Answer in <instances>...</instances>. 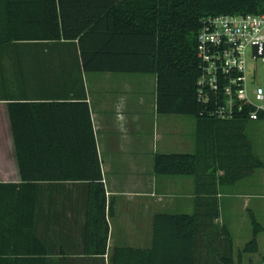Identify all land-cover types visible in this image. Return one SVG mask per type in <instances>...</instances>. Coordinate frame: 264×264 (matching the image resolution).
I'll list each match as a JSON object with an SVG mask.
<instances>
[{"label": "trees", "instance_id": "16d2710c", "mask_svg": "<svg viewBox=\"0 0 264 264\" xmlns=\"http://www.w3.org/2000/svg\"><path fill=\"white\" fill-rule=\"evenodd\" d=\"M246 13H264V0H0V49L74 48L84 72L155 74L157 112L190 115L196 126L192 153L154 155L156 175L193 177L195 210L155 214L149 248L117 246L106 261V196L86 101L8 102L22 181L0 183V264H198L200 239L218 236L217 249L211 247L216 264H234L227 228L218 222L219 188L249 177L264 161L246 134V118L220 119L198 102L196 36L207 16ZM45 130L70 134L55 142L33 135ZM51 159L77 167L54 175L29 167ZM45 178L84 183L82 249L36 224L42 194L56 187L30 180ZM256 244L253 238L245 250Z\"/></svg>", "mask_w": 264, "mask_h": 264}, {"label": "crops", "instance_id": "0c3cea01", "mask_svg": "<svg viewBox=\"0 0 264 264\" xmlns=\"http://www.w3.org/2000/svg\"><path fill=\"white\" fill-rule=\"evenodd\" d=\"M79 50L0 49V183L22 181L8 102H73L85 100L91 117L108 222V261L117 246L149 248L152 218L157 213L191 214L195 185L191 176L154 173L156 153H191L195 149V119L160 114L156 110V75L152 73L84 72ZM70 133L45 130L55 142ZM50 141V140H49ZM67 153V151H65ZM56 152H53V158ZM46 175L77 167L68 159L31 162ZM47 188L35 221L39 228L62 235L72 249H82L86 217V187L70 179H31ZM224 186L220 189H225ZM219 193V198L223 196ZM77 253L74 252V255ZM109 264V263H107Z\"/></svg>", "mask_w": 264, "mask_h": 264}, {"label": "built area", "instance_id": "2783aa9c", "mask_svg": "<svg viewBox=\"0 0 264 264\" xmlns=\"http://www.w3.org/2000/svg\"><path fill=\"white\" fill-rule=\"evenodd\" d=\"M196 41V96L204 111L220 119L264 122V13L207 16Z\"/></svg>", "mask_w": 264, "mask_h": 264}, {"label": "rangeland", "instance_id": "374dc122", "mask_svg": "<svg viewBox=\"0 0 264 264\" xmlns=\"http://www.w3.org/2000/svg\"><path fill=\"white\" fill-rule=\"evenodd\" d=\"M251 65L249 62L248 69ZM259 70H262L260 64ZM246 134L253 143L254 152L264 161V122L247 123ZM221 190L223 196L219 198L220 218L218 222L227 228V235L232 242L234 264H259L264 242V168L254 171L249 177L234 185L225 187V189L219 188V192ZM250 215L254 216L259 228H254L256 226L251 223ZM253 238L257 243L256 250L246 251V246ZM219 239V236L214 241H211L210 237L200 239L201 256L198 264L217 263L214 250L217 249L215 247L218 246ZM222 240L223 243L226 242V235Z\"/></svg>", "mask_w": 264, "mask_h": 264}]
</instances>
